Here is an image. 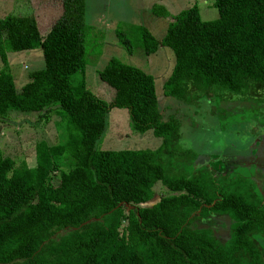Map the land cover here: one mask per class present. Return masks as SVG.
Returning <instances> with one entry per match:
<instances>
[{"label": "trees", "instance_id": "obj_1", "mask_svg": "<svg viewBox=\"0 0 264 264\" xmlns=\"http://www.w3.org/2000/svg\"><path fill=\"white\" fill-rule=\"evenodd\" d=\"M49 5L0 17V118L15 111L48 120L60 109L67 132L53 145L38 141L33 166H16L0 151V264H264V182L250 192L234 179L216 183L228 175L209 165L210 181L193 166L189 174L168 175L165 156L187 163L192 155L177 150L180 122L164 118L153 76L111 57L97 73L113 89L110 101L89 91L84 76L73 87L72 75L86 65V0ZM214 6L218 17L203 20L196 5L172 15L154 4L153 15L171 17L162 39L144 26L131 31L147 55L159 46L173 51L164 96L188 105L215 96L263 102L264 0H214ZM116 36L132 53L126 31ZM35 48L45 66L17 91L7 52ZM113 107L128 110L134 131L152 129L160 146L97 149ZM156 182L175 194L141 206ZM218 217L228 220L223 240L200 224Z\"/></svg>", "mask_w": 264, "mask_h": 264}, {"label": "rangeland", "instance_id": "obj_2", "mask_svg": "<svg viewBox=\"0 0 264 264\" xmlns=\"http://www.w3.org/2000/svg\"><path fill=\"white\" fill-rule=\"evenodd\" d=\"M40 1L0 0V17L8 14L31 15V11ZM47 2L52 3L51 0ZM154 4L164 5L172 15L196 5L203 20H214L218 17L214 0H86V65L83 73L72 75L73 87L84 76L85 87L89 91L105 101H110L113 89L103 83L97 73L111 57H116L151 74L157 97L161 96L163 83L175 62L173 51L159 46L155 53L147 55L140 47L139 33L131 31L136 26H144L156 39H162L171 17L153 15L151 7ZM38 10L40 9L37 12ZM44 12L41 10V14ZM47 29L49 28L40 30L42 36ZM117 29L126 31L132 43V53L120 44L116 36ZM7 60L17 91L29 81L32 71L45 66L40 48L9 51ZM18 76L22 78L18 79ZM169 99L171 105L164 99L159 101L161 112L164 118L175 116L179 120L181 137L177 150H185L184 158L188 150L192 158L186 163V159L179 156H165L162 163L168 175L189 174L192 172L190 166H193L200 168V175L204 173L209 178V172L204 170L205 165H209L217 173L228 175L215 178L216 183L222 184L228 179H234L240 190L250 192L253 185L258 187L257 183L264 182V101L238 99L226 102L215 96L212 100L203 97L196 105H188L173 98ZM60 111L56 109L48 120H42L36 113L15 111L8 114L7 120L0 118L1 153L10 156L16 166L23 162L29 166L35 165V145L38 141L45 140L53 145L64 140L67 134L66 132L62 135L66 122H63V113ZM160 144L161 138L156 137L152 129L144 133L133 130L126 108L113 107L107 113L106 127L96 143V148L114 151L156 149ZM153 190V197L141 206H151L159 197L175 194L161 182H156ZM200 224L210 227L222 240L227 236L228 220L218 217L207 223L201 221Z\"/></svg>", "mask_w": 264, "mask_h": 264}, {"label": "crops", "instance_id": "obj_3", "mask_svg": "<svg viewBox=\"0 0 264 264\" xmlns=\"http://www.w3.org/2000/svg\"><path fill=\"white\" fill-rule=\"evenodd\" d=\"M29 1H31V0H29ZM32 1H38V0H32ZM42 1H44V2L41 3ZM51 1H52V3L47 2V0H41L39 3L36 4L35 8H36V7L47 6L48 4H50L49 6H53V5H54V0H51ZM28 6H29V5H28ZM32 11H33V10H32ZM32 11H31V12H32ZM37 13H38V12H37ZM12 77H13V76H12ZM21 78H22V77L18 76V79H21ZM25 83H26V82H25ZM25 83H24V84H25ZM24 84H23V85H24ZM23 85H22V86H23ZM22 86H21V87H22ZM161 99H164L165 101H167V102H166L167 104L171 105V102L168 101V100H170L169 97L164 96V95L162 94V91H161V96L158 97V100H159V101H161ZM159 103H160V102H159Z\"/></svg>", "mask_w": 264, "mask_h": 264}]
</instances>
